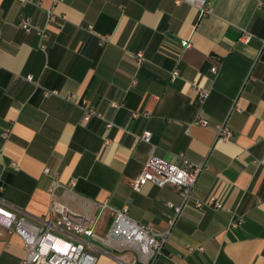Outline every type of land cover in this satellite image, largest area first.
I'll list each match as a JSON object with an SVG mask.
<instances>
[{"label": "crops", "instance_id": "obj_1", "mask_svg": "<svg viewBox=\"0 0 264 264\" xmlns=\"http://www.w3.org/2000/svg\"><path fill=\"white\" fill-rule=\"evenodd\" d=\"M208 6L199 18L175 0H0V205L38 224L49 218L56 177L57 200L74 213L105 202L169 230L154 264H264V0ZM80 101L94 111L87 121ZM222 121L231 129L224 141ZM145 131L149 143L139 140ZM151 146L170 163L202 164L185 204L169 185L133 190ZM209 196L223 208L195 207ZM167 203L182 205L173 225ZM237 217L243 223L228 228ZM110 222L103 211L93 230L104 235ZM88 249L96 264H118L115 251ZM24 258L22 238L0 225V264Z\"/></svg>", "mask_w": 264, "mask_h": 264}, {"label": "built area", "instance_id": "obj_2", "mask_svg": "<svg viewBox=\"0 0 264 264\" xmlns=\"http://www.w3.org/2000/svg\"><path fill=\"white\" fill-rule=\"evenodd\" d=\"M58 0H51L52 5ZM176 3L188 2L198 11V16L205 17L210 14L208 0H175ZM48 18L53 20V15L49 13ZM20 27L26 32L31 31L29 22L21 19ZM90 30L91 27L88 26ZM38 35L44 36V31H38ZM251 34L243 32L240 40L244 43L249 42ZM107 37L102 40L105 41ZM182 47H189L190 43L185 40L181 42ZM40 48L44 50V46ZM262 50H264V38L262 39ZM143 55L138 52L135 54V60L140 62ZM218 66H212L210 71L215 74ZM178 71L173 70L170 79L174 80L178 76ZM31 80V77H27ZM135 80L131 84L134 85ZM200 98H205V90H199ZM56 92L45 91L44 95H55ZM79 105L84 111V121L89 120L94 111L89 108L86 101H80ZM133 117H138L137 112L132 113ZM196 123L201 126H207L205 119H198ZM111 124H107L109 128ZM217 140H228L231 137V129L227 122L222 121L215 126ZM151 134L145 131L139 137V140L149 143ZM182 159V158H181ZM202 169V164H194L188 160L182 159L181 164L170 163L155 154L153 146L150 147L147 159L138 176L131 182L133 190L139 191L141 187L150 183L156 186L169 185L175 192H178L183 198V204L192 197L197 176ZM45 172H48L45 169ZM68 188H73L74 181L68 182ZM64 188L55 177L48 190L50 196V215L48 219L41 220L38 224L26 221L18 217L15 212L0 205V225L6 228H12L23 240L25 258L23 264H96V256L88 248H96L91 241L99 242L108 250L115 251L117 254L114 259L118 264H154L157 258L163 254V247L169 238V230L164 232L155 231L149 225H142L128 216L127 206L119 209L109 206L107 203H95V213L90 215H81L72 212L63 203L57 200L58 191ZM2 186L0 185V190ZM167 206L174 211V216L169 224L173 225L176 217L182 210V205L175 206L167 203ZM204 206L212 207L216 210L222 209L220 202L215 200L214 196H209L206 201H196L195 207L198 209ZM107 211L111 217L110 225L104 235H98L93 230V224L96 223L99 215ZM243 223L242 217L233 219L228 228H236ZM58 230L69 237L57 234ZM84 237L86 241H83ZM90 239L91 241H87ZM202 249V248H200Z\"/></svg>", "mask_w": 264, "mask_h": 264}, {"label": "water", "instance_id": "obj_3", "mask_svg": "<svg viewBox=\"0 0 264 264\" xmlns=\"http://www.w3.org/2000/svg\"><path fill=\"white\" fill-rule=\"evenodd\" d=\"M91 242H93V244L96 245L97 247L102 248V245L99 242L97 241H91Z\"/></svg>", "mask_w": 264, "mask_h": 264}]
</instances>
